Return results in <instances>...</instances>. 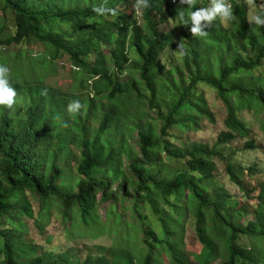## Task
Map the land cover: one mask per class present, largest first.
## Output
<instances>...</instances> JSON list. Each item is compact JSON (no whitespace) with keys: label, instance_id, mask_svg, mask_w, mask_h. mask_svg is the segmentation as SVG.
Wrapping results in <instances>:
<instances>
[{"label":"trees","instance_id":"trees-1","mask_svg":"<svg viewBox=\"0 0 264 264\" xmlns=\"http://www.w3.org/2000/svg\"><path fill=\"white\" fill-rule=\"evenodd\" d=\"M104 2L0 0V10L8 12L14 26L13 33L6 34L0 27V64L10 69L16 93L28 99L24 118L9 120L0 106V264H108L27 248L23 219L34 218L27 194L39 202L40 217L34 223L41 231V220L53 206L73 226L96 229L100 202L114 201V208L116 201L124 203V210L132 213L128 225L134 242L125 244L118 237L110 264H159L161 256L169 264H264V184L249 188L245 168L227 162L228 176L245 197L259 189L255 219L246 222L247 213L229 205L225 190L210 193L207 186L216 170V147L241 137L247 138L245 150L258 147L238 112H264V77L254 74L264 64V27L249 25L244 0H229L235 19L228 25L217 19L204 37H192L191 25H181L177 12L190 10L179 0H149L152 7L139 21L122 23L96 16L92 8ZM209 4L210 0H197L195 8ZM118 5L128 9L132 0H107L108 7ZM168 21L174 24L164 31L162 25ZM65 30L71 33L65 36ZM176 30L188 55L176 51L177 43L167 67L160 60ZM105 35L107 51L101 46ZM18 44L42 51L2 52ZM64 57L70 65L69 93L44 85ZM202 83L225 104L226 131L214 149L199 142L175 148L168 140L171 135L199 129L203 119L212 118L196 92ZM74 100L84 107L70 116L67 106ZM68 115L72 121L65 120ZM260 121L264 130V118ZM134 135L138 153H130L128 142ZM72 148L79 152V179L65 184L69 179L60 161ZM162 154L178 165L165 177ZM124 155L128 175L121 168ZM181 162L185 166H179ZM119 177L123 182L113 190L110 181ZM128 194L133 195L130 205ZM120 216L115 214L113 224L122 222ZM150 216L158 223V233L142 220ZM189 218L202 245L194 262L180 249L181 226Z\"/></svg>","mask_w":264,"mask_h":264},{"label":"rangeland","instance_id":"rangeland-1","mask_svg":"<svg viewBox=\"0 0 264 264\" xmlns=\"http://www.w3.org/2000/svg\"><path fill=\"white\" fill-rule=\"evenodd\" d=\"M102 3L103 0H97ZM134 0H132L133 5ZM258 7L253 9V12H258L264 7V0H256ZM114 8L119 9L118 17H108L107 20H115L117 22L124 21H134L140 20V15H135L130 6L128 9L126 6H115ZM8 12L2 13L0 10V27L4 30V34L13 33L14 26L10 24ZM251 13L248 10V16ZM7 24V27H5ZM172 21L164 23L162 29L164 31H169L172 28ZM224 25H228L224 24ZM65 29V28H63ZM71 33V30H65V36ZM176 30L174 32L175 40L168 45L167 51L161 56L162 63H166L169 67L168 57L173 54L174 47L180 42V35ZM109 42L108 35H105L101 41L102 50L107 51V44ZM178 47V44H177ZM31 50L32 54L41 52V47H26L23 44L11 45L6 48H1L4 54L16 53L19 49ZM179 57L177 52L175 58ZM12 60L9 61V64ZM59 68L56 70L53 76L49 75L44 82L45 86H51L58 89L62 93H69V69L70 65L64 57L59 63ZM255 75H260L264 77V64L259 69H256ZM196 92L199 97L206 102V109L212 114V118H205L199 125V129H191L189 131L175 132L169 137V142L173 144L175 148H184V144L199 142L207 145L210 149H214L217 144L218 137L221 132L226 131L225 119L227 117V109L225 104L216 96V92L209 85L201 84ZM2 107V106H1ZM6 111V116L9 120L24 118L26 116L25 111L28 108V99L25 98L21 93L16 95V103L13 108L8 109L2 107ZM153 115V112H151ZM240 119L246 123V125L251 129L250 138H255L258 145L257 148L251 150H245L244 145L247 138L241 137L236 140L216 147L214 149L218 156L214 159L216 165V170L213 172L212 180L207 184L209 192L213 193L214 189L221 188L230 196L228 203L231 206H235L241 211H245L247 215L244 217L243 221L255 219V208L257 207V196L259 195V189L256 190L250 197H245L244 193L231 181L230 177L226 172V165L228 161H232L236 165L245 168L246 172L244 175V182L250 188H259L264 184V130L261 127L260 118H264V112H257L255 108L243 109L238 112ZM65 120L72 121V118L68 115ZM95 126L97 122L92 120ZM2 123V119H0ZM137 135V133H135ZM134 135L133 138L129 139L128 144L132 147L130 153L135 151L138 153V138ZM139 155V154H138ZM141 158V156L139 155ZM160 158L163 160V165L165 171L162 173L163 177L167 176L170 172H175L177 170V164L169 160L165 154H162ZM79 159L78 150L72 148L68 155L61 156V165L66 171L68 179L65 184L75 183L79 177L76 175L77 160ZM175 161L177 159H174ZM177 162V161H176ZM129 160L124 155L122 157V170L128 175L129 172ZM179 166H185V163L181 162ZM98 174L97 177H100ZM103 177V176H102ZM101 177V178H102ZM109 180V176H104ZM119 180L111 183L112 189H116L121 184V177ZM123 182V181H122ZM76 191L77 188L75 187ZM101 194L98 198L100 199ZM127 203L129 205L132 203V194H128ZM29 202L33 212L34 218L24 217L23 222L26 224V229L24 230V242L27 248L36 250L37 254L44 251L53 252L55 254L68 253L72 258L80 259L81 261L86 260L91 257L93 260L103 259L106 263L110 264L114 258V254L111 248L115 245L118 237H121L125 244L129 242H134L133 237L130 235L131 226L128 223L131 222L132 213L128 210H124V203L117 202L115 208L114 201L100 202L98 206V215L100 216V222L96 229L92 227L84 228L81 226H73L70 220H64L60 214L59 208L53 206L49 214L44 215L41 222L44 225L43 231H41L34 223L36 217H40V205L38 200L31 194H27L26 197ZM175 203V202H173ZM166 210H170L172 207H164ZM111 210L109 216L107 211ZM115 214H119L121 223L113 224ZM136 214H133L135 216ZM146 212L143 213V216ZM142 220L146 224H152V228L155 233L159 232L158 223L155 222L156 219L150 216L146 219L142 217ZM140 238L143 237L141 230L138 232ZM181 243L180 249L182 250L184 256L190 261H195V254H199L202 250V245L199 243L196 232L195 224L192 218L186 219L181 226L180 231ZM124 248V247H123ZM159 264H169L166 257L161 256L159 259ZM219 264V263H217Z\"/></svg>","mask_w":264,"mask_h":264},{"label":"clouds","instance_id":"clouds-1","mask_svg":"<svg viewBox=\"0 0 264 264\" xmlns=\"http://www.w3.org/2000/svg\"><path fill=\"white\" fill-rule=\"evenodd\" d=\"M197 0H179L180 5H187V9L190 11L185 13L184 8H180L181 11L177 12V16L181 22V25L187 27L189 24L190 33L192 37H204L208 35L205 29L211 27L213 23L219 19L221 24H227L235 19L234 9L229 0H210L208 7L195 8ZM249 12L248 16L249 25H255L257 27H264V12H253V9L258 7L256 0H244ZM107 0L104 4L94 6L92 11L97 17H118L119 9L114 7H108ZM152 5L149 0H134L132 9L135 15H143L144 12L151 8ZM194 9V10H192ZM183 38L178 43L177 50L180 55H188V50L185 48ZM10 69L0 64V106L8 109L13 108L16 103V90L12 86ZM84 107L79 100L70 102L67 106V112L70 116L78 115L80 110Z\"/></svg>","mask_w":264,"mask_h":264},{"label":"built area","instance_id":"built-area-1","mask_svg":"<svg viewBox=\"0 0 264 264\" xmlns=\"http://www.w3.org/2000/svg\"><path fill=\"white\" fill-rule=\"evenodd\" d=\"M173 1H175V0H173Z\"/></svg>","mask_w":264,"mask_h":264}]
</instances>
